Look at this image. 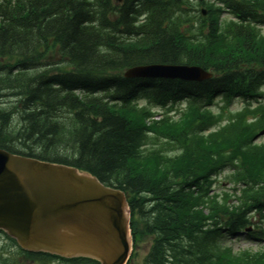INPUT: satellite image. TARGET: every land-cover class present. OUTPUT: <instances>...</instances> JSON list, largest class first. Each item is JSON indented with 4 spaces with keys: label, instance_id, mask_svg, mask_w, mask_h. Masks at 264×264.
I'll return each instance as SVG.
<instances>
[{
    "label": "trees",
    "instance_id": "16d2710c",
    "mask_svg": "<svg viewBox=\"0 0 264 264\" xmlns=\"http://www.w3.org/2000/svg\"><path fill=\"white\" fill-rule=\"evenodd\" d=\"M187 1L0 0V95L15 101L0 108V146L123 189L134 234L155 235L145 264H264V249L234 255L216 242L225 228L251 224L253 213L264 220V144H254L264 106L229 114L225 126L204 133L224 118L208 108L217 95L227 108L237 96L260 94L264 38L247 24L221 28L220 9L206 0L199 2L209 16L184 21L177 10ZM232 6L242 19L264 22V0ZM153 62L200 65L213 76L123 75ZM136 98L163 106L189 99V107L178 120L149 122L151 110L138 109ZM152 134L167 149H143ZM173 146L179 154L168 153ZM226 167L242 186L211 194L212 176ZM10 256L0 251V264L17 263Z\"/></svg>",
    "mask_w": 264,
    "mask_h": 264
},
{
    "label": "water",
    "instance_id": "95a60500",
    "mask_svg": "<svg viewBox=\"0 0 264 264\" xmlns=\"http://www.w3.org/2000/svg\"><path fill=\"white\" fill-rule=\"evenodd\" d=\"M126 75L202 80L199 66L148 64ZM0 229L26 249L64 256L90 255L103 264H124L128 250V203L77 168L0 148Z\"/></svg>",
    "mask_w": 264,
    "mask_h": 264
},
{
    "label": "rangeland",
    "instance_id": "374dc122",
    "mask_svg": "<svg viewBox=\"0 0 264 264\" xmlns=\"http://www.w3.org/2000/svg\"><path fill=\"white\" fill-rule=\"evenodd\" d=\"M224 16L228 17L229 14L225 13ZM264 89V87H263ZM14 101L13 98H10L8 96L0 97V107H8L10 103ZM242 99H237L236 102L233 105V109H239L242 106ZM141 104H143V101H140ZM216 110V108H215ZM15 124L18 123L17 117L14 118L13 121ZM264 140V138H262ZM224 176V173L220 176V179ZM227 187H230L227 182L225 184ZM257 225L260 226L261 223L257 222ZM255 226V225H254ZM222 244L231 246L236 252H241L244 249H251L253 251L261 248L264 245V242L262 240L257 239H250L248 237H241L238 238L236 236H226L222 238ZM147 244H143L142 247L139 249V258L135 259V261L132 264H141L142 257L144 255V252L146 250ZM6 248L13 251L12 253H18V248L14 247L12 242H10L3 234H0V249ZM31 264H38V263H31ZM50 264H65L61 263L60 261H55Z\"/></svg>",
    "mask_w": 264,
    "mask_h": 264
}]
</instances>
